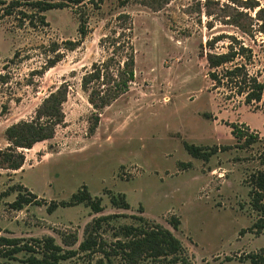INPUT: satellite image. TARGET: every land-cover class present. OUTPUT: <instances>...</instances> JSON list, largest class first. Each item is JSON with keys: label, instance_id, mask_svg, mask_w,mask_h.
<instances>
[{"label": "rangeland", "instance_id": "1", "mask_svg": "<svg viewBox=\"0 0 264 264\" xmlns=\"http://www.w3.org/2000/svg\"><path fill=\"white\" fill-rule=\"evenodd\" d=\"M260 8L264 0H83L46 12V27L32 28L16 14L3 17L0 151L9 147L6 131L34 120L47 97L62 87L67 97L65 119L53 139L19 150L25 155L20 170L0 168V194L23 186L46 201L18 211L10 207L17 193L5 197L0 237H52L64 249L77 250L86 226L110 216L97 232V242L110 251L121 239L120 227L144 217L172 231L192 264H249L247 256L264 249V231H251L260 215L251 207L248 185L249 177L263 169L264 145L258 141L242 148L229 125L264 138V106L247 104L225 70L243 65L264 85ZM80 18L87 22V36L69 50L66 42L80 40ZM241 47L249 52L216 70L221 83L212 81L207 55L239 53ZM131 58L129 91L95 110L89 97L100 83L85 91L83 77L106 62L110 70L99 93L109 97L111 79L117 80ZM96 115L99 124L92 133ZM184 143L229 149L204 161L189 155ZM83 185L101 199L102 212L84 204L47 212L50 202L68 201ZM110 192L125 195L131 208L113 207ZM172 217L181 223L178 230L170 225ZM103 257L79 254L60 264L106 263ZM111 260L124 264L118 257ZM0 264L20 263L0 255Z\"/></svg>", "mask_w": 264, "mask_h": 264}, {"label": "trees", "instance_id": "2", "mask_svg": "<svg viewBox=\"0 0 264 264\" xmlns=\"http://www.w3.org/2000/svg\"><path fill=\"white\" fill-rule=\"evenodd\" d=\"M83 0H10L9 2L0 0V20L3 17L17 15V19L21 22H28L32 28H36L40 24L42 27L48 26L45 13L52 10L64 9L69 7V4L79 6ZM259 5H252V9L258 8ZM259 20L264 22V8H260L257 12ZM38 22V23H37ZM78 33L80 40L77 42H66L69 50L76 49L87 36V22L84 18H80ZM249 52V49L241 47L239 53L230 52L227 54H208L207 63L210 69L209 77L212 81L221 83L222 79L216 73V70L223 66L233 63L235 58L242 53ZM243 56V55H242ZM59 61H51L48 68H52ZM102 63L96 66L95 69L86 74L82 79V87L85 91H89L90 85L95 81L99 82V89L104 88L105 84L100 82L106 78V72L110 70V66ZM243 76L241 77V75ZM226 79L233 83L235 88H238L240 94L246 95L247 104L257 102L264 106V85L255 77H251L243 65H236L225 70ZM240 78L241 80L234 81ZM107 79V78H106ZM113 91L109 97L101 96V90L91 91L89 100L95 110L99 111L111 102L116 101L121 95L129 91V84L134 80L133 58L123 62V68L118 71L117 80H113ZM104 81V80H103ZM110 80H107V83ZM94 90V89H93ZM100 92V93H99ZM96 95V99L94 97ZM67 90L62 87L55 93L47 97L36 111V117L29 122H21L20 124L10 127L6 131V138L9 147L6 151H0V168L10 171L20 170L25 163V155L19 150H30L35 144L53 139L55 128L64 122L65 116L62 106L66 101ZM99 124V115L95 117V122L91 128L93 133ZM232 129L233 137L242 142V148L252 146L258 141H262L258 133L250 131L248 128L239 127L236 124L229 125ZM185 150L189 155L196 159L209 161L212 156L218 152L226 151L229 147H202L194 144L184 143ZM260 164L262 170L257 171L249 177L248 185L250 186L249 196L251 198V207L258 212L259 220L251 228V231L256 234H261L264 231V152L260 156ZM17 193L15 201L10 205L13 210H23L25 206L46 204L44 199L39 200V197L28 191L26 187H14L0 194V203L11 193ZM25 192V193H24ZM110 202L113 207L121 209L131 208L127 202L126 196L123 194H114L110 192ZM101 199L92 196L87 186L83 185L76 193H74L68 201L59 203L50 202L47 208L48 213L54 212L58 207H74L77 205H86L93 212L99 213L103 211ZM110 216L100 217L95 219L93 223L86 226L84 231V240L80 242L77 250H66L56 243L54 238L45 237L42 239H31L24 241L16 238L0 237V255L10 261H17L20 264H60L70 260L79 254L100 253L106 260L103 259L97 264H113L111 258L118 257L124 264H144L145 262H158L162 264H192L186 254L182 242L173 234L172 231L164 228L154 222H150L144 217H137V221L132 225L120 227L119 235L121 239L117 241L114 247L107 251L97 242V232L100 230L103 223L109 221ZM178 218L172 217L170 225L174 230L180 227ZM245 233V231H242ZM76 244L77 238H74ZM70 246V245H69ZM23 254V258L17 256ZM249 264H264V249L256 253H251L247 256Z\"/></svg>", "mask_w": 264, "mask_h": 264}]
</instances>
